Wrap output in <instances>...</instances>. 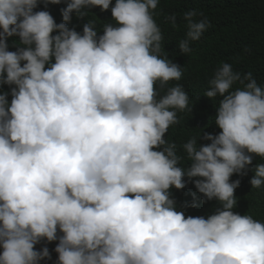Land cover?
<instances>
[{"label": "clouds", "instance_id": "clouds-1", "mask_svg": "<svg viewBox=\"0 0 264 264\" xmlns=\"http://www.w3.org/2000/svg\"><path fill=\"white\" fill-rule=\"evenodd\" d=\"M38 2L0 0V85L11 86L0 92V264L50 259L35 250L42 240L58 241L56 264H264V221L233 211L240 181L230 182L253 155L264 160V86L221 63L203 94L218 98L220 132L189 138L178 155L164 137L189 96L156 87L182 77L153 18L158 0H115L99 36L91 20L82 34L67 24L112 0H65L59 24ZM198 16L184 14L181 54L210 26ZM186 178L218 202L213 214L177 210L170 190ZM249 183L264 187V163Z\"/></svg>", "mask_w": 264, "mask_h": 264}, {"label": "trees", "instance_id": "trees-1", "mask_svg": "<svg viewBox=\"0 0 264 264\" xmlns=\"http://www.w3.org/2000/svg\"><path fill=\"white\" fill-rule=\"evenodd\" d=\"M101 11L99 7L82 9L88 13L83 18H78L74 12L67 24L70 29H75L82 34L83 24L91 20L96 24L98 36L102 35V25L111 22V7ZM66 7L65 0L60 4H48L45 7L43 0H39L34 11H48L57 24L62 22L60 11ZM196 10L203 13L196 19L207 18L209 27L202 33L198 41L190 42L191 51L181 54L178 42L185 38L187 31L186 21L183 19L185 12ZM175 16L173 25L171 17ZM153 18L159 26L163 40L162 46L168 59L182 68V77L179 81H170L161 89L159 83L156 87L161 95L168 87L179 84L189 96V109L178 112V123L170 126L164 139L174 142L177 146V154L183 155L182 145L191 137H203L204 133L217 135L220 132L212 119L216 115L215 106L218 98L210 100L203 96L208 89V81L221 63H229L234 71L245 75L252 73L258 85L264 86V0H158L157 8L153 11ZM57 33H53L55 35ZM18 37L8 38V50L16 51L13 42ZM22 66V65H21ZM233 85V88L239 87ZM11 86L0 85V92H9ZM9 103L11 96L7 97ZM210 143L204 139L197 140V146ZM183 163V161H182ZM264 160L253 155L252 164L245 170V174H233L231 181L239 180V186L234 190L236 206L233 209L240 215L249 214L254 219L264 221V187L252 189L249 183L255 168ZM188 167V163L183 165ZM171 197L175 200L177 210L183 211L185 216L207 217L220 207L213 199L205 201L202 194L198 193L192 181L186 178V186L181 190L171 189ZM196 197V206L191 207L192 197ZM189 205L185 207V205ZM57 235H61L59 232ZM58 241L48 243L41 241L35 246L39 251L47 247L50 259H44L39 264H56L57 254L54 248ZM2 252V249H0Z\"/></svg>", "mask_w": 264, "mask_h": 264}]
</instances>
